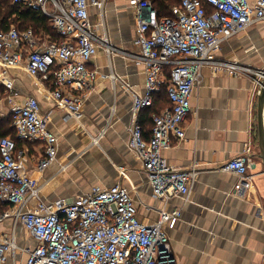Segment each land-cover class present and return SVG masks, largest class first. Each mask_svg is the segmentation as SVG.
Returning a JSON list of instances; mask_svg holds the SVG:
<instances>
[{
	"label": "built area",
	"instance_id": "2783aa9c",
	"mask_svg": "<svg viewBox=\"0 0 264 264\" xmlns=\"http://www.w3.org/2000/svg\"><path fill=\"white\" fill-rule=\"evenodd\" d=\"M12 3L41 10L62 37L53 40L37 35L32 28L19 30L15 25L0 28V83L11 103L12 125L19 139L44 144L38 168L45 170L57 158L58 138L49 129L36 97L30 96L23 103L13 101L10 71L23 68L34 78L51 80L50 93L56 103L72 116L79 115L98 75L89 63L100 46L109 54L115 51L106 44L108 36L99 37L91 23L90 6L103 8L106 0ZM130 3L136 17L134 44L140 51L135 59L144 64L146 80L144 92H133L128 146L141 160L155 196L188 198L200 173L197 165L176 167L164 151L186 137L193 92L202 81L205 66L253 74L255 84L264 86V68L216 58L226 41L264 21V0H180L173 6L172 16L161 17L152 0ZM163 87L172 106L153 116L151 135L146 139L140 115L154 104ZM16 150L14 138H0V201L11 205L0 211V222L13 218L37 240V245L27 250L25 264H178L166 225L176 224L181 208L162 211L156 222H143L130 191L120 183L94 186L72 200H42L39 180L25 172ZM252 153L248 146L221 167L238 176L233 191L239 197L253 186ZM35 199L37 204L29 206ZM19 250L15 236L0 234V264L16 258Z\"/></svg>",
	"mask_w": 264,
	"mask_h": 264
},
{
	"label": "crops",
	"instance_id": "0c3cea01",
	"mask_svg": "<svg viewBox=\"0 0 264 264\" xmlns=\"http://www.w3.org/2000/svg\"><path fill=\"white\" fill-rule=\"evenodd\" d=\"M90 16L96 34L107 35L115 51L109 54L100 46L89 63L98 75L79 115L72 116L56 103L50 93L51 80L34 78L23 68L10 71L13 101L23 103L36 97L59 142L57 158L45 170L38 168L45 152L42 142L22 141L16 150L25 172L39 180L41 199L72 200L94 186L120 183L130 191L143 222H156L162 211L181 208L176 224L166 225L178 264H264V167L259 157V87L254 75L213 66L202 69V81L193 92L192 110L185 122L186 137L164 151L170 164L180 168L196 164L200 173L188 198L157 197L141 160L128 146L133 92H144L146 80L144 64L135 59L140 53L134 44L135 9L130 0H106L103 8L90 6ZM262 31L264 21L226 41L216 58L262 69ZM10 108L5 97L0 114L8 116ZM248 146L254 157L253 186L239 197L233 191L238 176L221 167ZM37 202L32 200L29 206ZM19 224L13 218L0 222V234L15 236L21 248L7 264H25L27 250L38 243L32 236L31 243L21 238L14 228Z\"/></svg>",
	"mask_w": 264,
	"mask_h": 264
},
{
	"label": "trees",
	"instance_id": "16d2710c",
	"mask_svg": "<svg viewBox=\"0 0 264 264\" xmlns=\"http://www.w3.org/2000/svg\"><path fill=\"white\" fill-rule=\"evenodd\" d=\"M152 3L160 17L172 16L173 6L179 4L180 0H152ZM11 25L17 26L19 30L32 28L37 35L43 37L49 36L53 40L62 39L50 19L41 10L26 5L14 4L12 0H0V28L8 29ZM166 73H168V69ZM5 90V86L0 83V94ZM171 106L172 102L167 89L163 87L155 95L154 104L144 109L140 115V122L143 126V133L146 139L150 138L151 135L153 116L160 114L165 108ZM6 136H10L16 140L17 148L20 142L23 141L18 138L16 129L12 125L10 114L0 118V138ZM10 207L11 205L9 203L0 201V211Z\"/></svg>",
	"mask_w": 264,
	"mask_h": 264
},
{
	"label": "water",
	"instance_id": "95a60500",
	"mask_svg": "<svg viewBox=\"0 0 264 264\" xmlns=\"http://www.w3.org/2000/svg\"><path fill=\"white\" fill-rule=\"evenodd\" d=\"M257 128L260 147L259 157L264 167V86L259 88L258 93Z\"/></svg>",
	"mask_w": 264,
	"mask_h": 264
},
{
	"label": "rangeland",
	"instance_id": "374dc122",
	"mask_svg": "<svg viewBox=\"0 0 264 264\" xmlns=\"http://www.w3.org/2000/svg\"><path fill=\"white\" fill-rule=\"evenodd\" d=\"M99 21V18H98V16H95V22L97 23ZM17 25V24H16ZM261 34H262V37H264V31H262L261 32ZM264 68V67H263ZM255 69H259V68H255ZM41 80V79H40ZM6 95H7V93H6V91H4V92H2L1 94H0V102L2 103V101L5 99V97H6ZM5 114V113H4ZM4 114H0V118L3 116V117H6V116H4ZM15 231L19 234V236L21 237V238H23L24 240H26V242H32V238H31V235L28 233V231L27 230H25L24 228H23V226L22 225H16L15 227Z\"/></svg>",
	"mask_w": 264,
	"mask_h": 264
},
{
	"label": "bare ground",
	"instance_id": "6f19581e",
	"mask_svg": "<svg viewBox=\"0 0 264 264\" xmlns=\"http://www.w3.org/2000/svg\"><path fill=\"white\" fill-rule=\"evenodd\" d=\"M106 44H108V42H106Z\"/></svg>",
	"mask_w": 264,
	"mask_h": 264
}]
</instances>
